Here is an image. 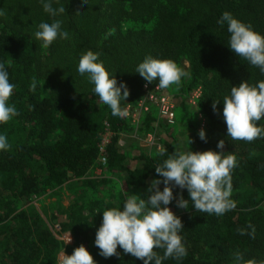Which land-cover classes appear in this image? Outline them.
<instances>
[{"label":"trees","instance_id":"16d2710c","mask_svg":"<svg viewBox=\"0 0 264 264\" xmlns=\"http://www.w3.org/2000/svg\"><path fill=\"white\" fill-rule=\"evenodd\" d=\"M195 1L208 6V11L198 20L175 26L172 20L156 19L150 30L142 32L144 46L128 51L148 50L154 43L150 47L151 56L171 59L178 66L179 60L186 63L188 76L184 87L187 91L198 89L194 107L203 118L207 142L199 138V131H193L192 142L182 150L174 138L167 136L160 141V147L167 150L163 155L159 149L152 153L139 152L132 157L138 162L132 168L126 167L129 157L116 145L117 133L129 128L126 118L112 115L107 105L88 95L47 93V82L39 74L38 57L28 36L0 24V63L8 72L9 82L15 85L8 103L19 113L7 124H0V135H5L11 145L7 151H0V264H54L61 243L52 237L43 217L32 206L17 208L14 203L59 187L69 177H84L100 155L99 144L106 131L110 136L102 149L104 168L108 173L123 171L127 193L145 201L150 195L147 190L151 181L162 180L155 168L169 156L177 151H221L217 143L224 140L222 155L233 154L237 158L230 197L236 207L216 216L197 212L191 201L187 210H178L174 199L168 207L183 223L179 234L188 254L182 260L169 258L162 264H243L235 259L237 252L244 261L264 262V137L251 143L233 141L227 137L222 115L223 99L230 95L231 87L242 81L256 86L264 82V73L233 53L229 48L227 23H217L228 12L264 35V0ZM66 23L73 22L67 18ZM33 78L36 89L30 91ZM213 101H218L216 112ZM153 118L144 113L145 129ZM157 125L159 130L167 131L164 122L157 120ZM257 126L264 127V119ZM82 181L91 189V195L75 203L67 219L60 222L61 229L68 230L73 245H83L96 264H143L119 247V257L104 258L99 254L94 240L102 212L110 208L122 210L126 200L121 191L112 195L103 191L98 196L96 186L111 182L109 178ZM159 187L162 191L164 185L161 183ZM173 194L177 199L182 195L190 200L186 189L173 188ZM249 224L255 228L254 238L237 231L251 232ZM156 251L163 255L162 249Z\"/></svg>","mask_w":264,"mask_h":264},{"label":"clouds","instance_id":"9594fccd","mask_svg":"<svg viewBox=\"0 0 264 264\" xmlns=\"http://www.w3.org/2000/svg\"><path fill=\"white\" fill-rule=\"evenodd\" d=\"M59 3V0H55ZM82 4H88V0H81ZM53 0H42L44 12L50 17H56L65 13L64 6L54 8ZM0 15H4L0 11ZM227 23V31L230 33L229 48L237 57L248 61L264 73V35L254 31L251 25L233 18L224 12L217 21L223 25ZM62 22L54 19L51 23L41 22L39 30L34 33L37 40L42 41V47L48 48L59 39H68L67 31L61 30ZM99 53L91 50L84 53L78 63L77 71L87 77L94 85V93L99 100L111 109L114 116H123L121 100L126 101L129 90L125 83H117L116 78L110 75L99 61ZM136 73L147 82L158 80V87L168 89L170 86L179 87L182 78L188 73L171 59H156L146 56L139 63ZM36 80L33 78L30 91H35ZM147 86V84L145 85ZM15 85L9 82L8 72L3 63H0V124H7L19 113L14 105L8 101L12 97ZM123 90V91H122ZM213 101V111L216 112V104ZM223 120L226 124L227 137L233 141L251 143L264 137V127L257 126V122L264 119V82L256 86H250L242 81L238 86H232L230 95L223 99ZM199 138L207 142L203 129L198 132ZM191 143L192 141L189 140ZM11 145L5 135H0V151H7ZM221 151L207 150L203 152H175L163 161L162 165L155 168L156 174L162 177L154 179L148 188L150 195L147 201L131 195L126 199L122 210L110 208L102 212V221L95 233L94 244L99 249V254L104 258L119 257L117 248L125 254H130L143 264H162L169 258L182 260L187 256V249L183 238L179 234L184 228L181 219L168 207L175 199L176 206L187 210L189 201L192 202L197 212L222 216L226 212L234 210L235 201L230 199L232 193V171L237 167V158L233 154L222 155L225 148L224 140L217 143ZM167 150L159 148L163 155ZM161 183L164 185L160 190ZM186 189L190 200H185L182 195L173 194V188ZM252 231L246 233L244 229H237L240 235H249L254 238L255 228L249 224ZM71 242L69 234L67 243ZM157 249L163 250V255L158 254ZM237 261L243 264H254L253 261H244L243 255L235 254ZM61 264H96L89 251L80 245L71 255L63 253ZM264 264V262H262Z\"/></svg>","mask_w":264,"mask_h":264},{"label":"rangeland","instance_id":"374dc122","mask_svg":"<svg viewBox=\"0 0 264 264\" xmlns=\"http://www.w3.org/2000/svg\"><path fill=\"white\" fill-rule=\"evenodd\" d=\"M61 5L65 7V13L50 17L43 10L42 0H0V11L4 13L0 15V24H7L28 36L38 57L39 74L47 82L45 91L70 97L88 95L94 101L101 102L95 95L94 85L90 83L87 74L81 76L77 71L79 59L84 53L89 50L99 53V61L103 62L109 74L116 78L118 84L125 83L130 93L126 101L121 100V108L126 113L123 116L129 128L118 132L116 138V145L129 157L126 167L132 168L138 163L132 157L139 152L157 151L160 141L167 136L174 138L177 145L184 150L190 143L192 132L199 131L204 126L201 114L194 107L198 89H185L184 81L187 77L182 78L179 87L173 85L168 89L159 88L158 80L147 83L136 73V68L146 56L152 55L153 48L150 47L156 44L152 43L148 50L142 49L139 52L129 53L128 50L134 51L135 48L144 46L142 32L150 30L156 19L172 20L175 26L188 25L203 16L208 11V6L195 0H88V4H82L81 0H59V3L53 0L54 8ZM67 18L73 23H66ZM54 19L62 22L61 30L67 31L69 38H58L50 47L43 48L42 41L37 40L34 33L39 30L38 25L41 22L51 23ZM37 51H40L39 54ZM178 64L186 71L184 61L179 60ZM146 90L167 96L173 104L174 121L170 125L164 123L166 132L158 129L157 120L161 123L164 121L158 117L154 104L144 98ZM144 113L155 118L146 129L142 122ZM189 126H192L191 130ZM109 136L107 131L102 134V149ZM102 149L95 165L84 177H69L59 187L49 188L29 200L15 201V206H32L43 219L63 222L75 203L86 200L91 195V189L86 187L83 178H109L111 182L107 184L97 183L98 196L101 197L103 191L110 195L121 191L126 200L130 195L127 193L124 172L106 171ZM64 233L66 240L57 255H71L76 248L70 232L65 230ZM69 234L71 242L67 243Z\"/></svg>","mask_w":264,"mask_h":264},{"label":"built area","instance_id":"2783aa9c","mask_svg":"<svg viewBox=\"0 0 264 264\" xmlns=\"http://www.w3.org/2000/svg\"><path fill=\"white\" fill-rule=\"evenodd\" d=\"M157 90V89H155ZM144 98H147L157 110V115L160 117L164 123L170 125L174 121V111H173V104L169 100L167 96L160 95L156 93L155 91L151 92L146 90L144 94ZM146 110V108H144ZM102 149L101 145L99 144V151ZM44 222L46 224V227L52 237L59 241L61 245L65 243L66 237L64 231L61 229V225L59 222L55 220H48L44 218ZM61 258L62 255H57L55 257L54 264H61Z\"/></svg>","mask_w":264,"mask_h":264}]
</instances>
